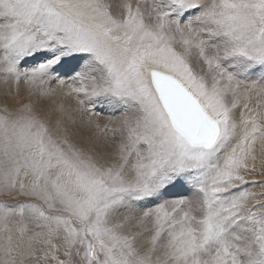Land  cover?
Here are the masks:
<instances>
[{
	"label": "snow or ice",
	"instance_id": "1",
	"mask_svg": "<svg viewBox=\"0 0 264 264\" xmlns=\"http://www.w3.org/2000/svg\"><path fill=\"white\" fill-rule=\"evenodd\" d=\"M0 79V264H264V0H0Z\"/></svg>",
	"mask_w": 264,
	"mask_h": 264
},
{
	"label": "rangeland",
	"instance_id": "2",
	"mask_svg": "<svg viewBox=\"0 0 264 264\" xmlns=\"http://www.w3.org/2000/svg\"><path fill=\"white\" fill-rule=\"evenodd\" d=\"M120 2H122V0ZM6 93H10V94L4 95ZM30 101L35 105L36 110L38 112H40L42 115H45L44 110H47V115L45 116V118H47L48 116L56 117L59 115L58 113H54L52 111V109L55 106L52 104L51 100L41 99L38 97H29L27 92L23 88H21V91H20L19 95L17 96L15 93V86L11 85V84H5L3 82V80L0 79V107H2L6 103L9 105L10 108L14 109V108L20 107L21 103H29ZM66 102H68V101H65V103ZM97 111H100L103 116H109V115L119 116L120 115L119 112H112L111 109L105 105H98ZM73 127L75 128L76 126H73ZM87 135L88 136L91 135L89 130L86 129V131H84V132L82 131V136L87 137ZM257 149L259 151V145H257ZM257 169H258V171L256 173H253L249 177V179H256L258 181L264 179V169L261 168L259 160L257 161ZM252 190L256 191V192L264 191V189H261L259 186L253 188ZM19 199L24 200V199H28V198L20 197ZM0 200H7L9 203H15L16 202V201H13L10 197H5L2 195H0ZM36 202H38V201H36ZM61 258H63V257L61 256Z\"/></svg>",
	"mask_w": 264,
	"mask_h": 264
},
{
	"label": "bare ground",
	"instance_id": "3",
	"mask_svg": "<svg viewBox=\"0 0 264 264\" xmlns=\"http://www.w3.org/2000/svg\"><path fill=\"white\" fill-rule=\"evenodd\" d=\"M120 1H121V0H112V2L115 3V4H119V3H121ZM4 89H5V88H4ZM1 90H2V89H1ZM9 91H10V90H9ZM3 92H4V91H3ZM4 95H5V94H4ZM17 99H18V98H17ZM66 103H68V102H66ZM86 129H87V128L85 127V128L83 129V132L86 131ZM87 130H88V129H87ZM84 135H85V134H84ZM87 136H88V135H87Z\"/></svg>",
	"mask_w": 264,
	"mask_h": 264
}]
</instances>
